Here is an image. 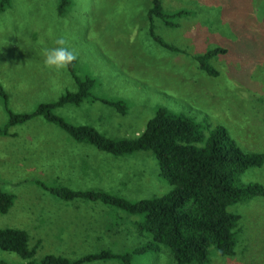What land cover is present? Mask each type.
<instances>
[{
	"label": "rangeland",
	"instance_id": "374dc122",
	"mask_svg": "<svg viewBox=\"0 0 264 264\" xmlns=\"http://www.w3.org/2000/svg\"><path fill=\"white\" fill-rule=\"evenodd\" d=\"M57 5L58 0H8L0 11V87L12 113L31 112L39 103L76 90L68 69L57 72L43 65V50L64 36L78 54L75 76L93 80L90 97L120 100L126 106L120 114L111 105L87 98L54 108L53 114L66 122L90 125L111 138L133 137L157 107H165L203 127L222 126L243 151L264 153V0H161L164 13L185 12L167 18L176 26L156 17L149 21L150 0H70L60 15ZM216 46L225 52L211 59L218 74L210 76L198 70L192 57ZM2 106L0 96V127L8 117ZM7 130L15 135L0 136V190L11 194L13 202L0 213V228L25 230L28 246L38 243L34 261L44 254L75 259L101 249L130 252L144 243L132 223L140 215L100 202H64L40 184L101 188L128 201L160 196L170 186L159 176L152 152L112 156L85 145V150L96 151L90 155L108 171L98 183L90 175L79 176L77 160L67 153L52 157L55 140L78 144L55 124L36 116ZM35 139L43 141L29 150L27 141ZM53 162L69 166L56 169ZM241 179L264 187V162ZM228 210L240 216L235 252L211 253L207 264H264V197ZM0 260L22 262L4 251ZM130 264L174 263L162 249L132 254Z\"/></svg>",
	"mask_w": 264,
	"mask_h": 264
},
{
	"label": "trees",
	"instance_id": "16d2710c",
	"mask_svg": "<svg viewBox=\"0 0 264 264\" xmlns=\"http://www.w3.org/2000/svg\"><path fill=\"white\" fill-rule=\"evenodd\" d=\"M70 0H58L57 14H63ZM8 0H0V11ZM182 10L164 13L161 0H150L147 17L162 20L163 24L176 26L167 18L181 16ZM151 33V27L149 28ZM173 49V48H171ZM175 49L171 50L174 51ZM225 52L224 47L206 49L192 57L198 70L210 76L218 72L210 61ZM68 72L76 90L65 92L57 100L39 103L31 112L12 113L6 105L0 87L3 110L7 120L0 127V136L8 134V127L39 116L55 124L74 142L83 143L112 156L128 155L137 151L152 152L159 176L170 186L160 195L128 201L112 192L101 189L73 190L63 185L42 187L56 198L68 202H100L120 209L130 215H140L133 220L134 232L144 243L130 252L113 253L101 249L75 259L62 255L44 254L34 261L36 247L28 246V233L18 228H0V251L15 254L20 264H81L98 260H114L118 264H130L135 253H156L166 250L174 264H207L210 254L232 256L237 242L240 216L228 207L244 203L252 198L264 197V187L256 182H243L242 175L264 162V153L241 150L226 130L216 125L203 127L183 114H176L165 107H157L141 132L133 137L111 138L98 132L90 125H75L53 114V109L65 104L78 105L90 98L111 105L120 114L125 104L90 97L93 80L75 76L73 64ZM13 196L0 190V213L11 207ZM112 210V209H108ZM131 223V224H132ZM0 264H7L0 260Z\"/></svg>",
	"mask_w": 264,
	"mask_h": 264
},
{
	"label": "crops",
	"instance_id": "0c3cea01",
	"mask_svg": "<svg viewBox=\"0 0 264 264\" xmlns=\"http://www.w3.org/2000/svg\"><path fill=\"white\" fill-rule=\"evenodd\" d=\"M35 134H41L43 135L44 131H34ZM15 135L13 132H9L8 131V134L7 136H13ZM5 136V135H4ZM43 140L42 139H39V140H28V146H29V150H31V146H35L36 143L37 144H41ZM54 149L52 150V157L55 156V157H59L60 154L62 153H67V158L71 159V160H77L78 162V167L77 165L75 166V170H79L81 171V173L84 171L85 173L88 172L86 175L82 176L81 173L79 176H81L82 178L84 179H88L89 175L90 177L89 178H93V179H96L98 181V183L101 182V179H104L106 176L105 174L108 173V171L104 170L103 171V167L102 165H99L97 160H96V157H93L91 156L90 154L92 152H96L92 149V152H89L87 150H85V145L86 144H83V143H78V144H73V143H68L67 140L65 138H62L60 140H55L54 141ZM75 145H78V148H73ZM34 150L36 152V149L34 147ZM70 153L73 154V156L70 157ZM82 156V157H81ZM85 156H87L86 158H84ZM88 157L91 159L90 162L87 160ZM44 158H42L43 160ZM52 159H59V158H52ZM99 159H102V157H99ZM50 161V160H49ZM51 162V161H50ZM62 163L63 162H53V168H56V169H63V167H68L69 165H63L62 167ZM105 165H106V161H105ZM43 166V162H42V165H40V168ZM27 167V166H26ZM31 167H38V164H36V166L32 165H28L27 168H30ZM107 168V166H106ZM97 169H100L102 171H96ZM88 189H93V188H88ZM97 189H101V188H97ZM81 190V189H79ZM102 190V189H101Z\"/></svg>",
	"mask_w": 264,
	"mask_h": 264
},
{
	"label": "clouds",
	"instance_id": "9594fccd",
	"mask_svg": "<svg viewBox=\"0 0 264 264\" xmlns=\"http://www.w3.org/2000/svg\"><path fill=\"white\" fill-rule=\"evenodd\" d=\"M42 56L44 67L57 72L68 69L78 58L77 52L64 36L56 38L54 46L45 48Z\"/></svg>",
	"mask_w": 264,
	"mask_h": 264
}]
</instances>
